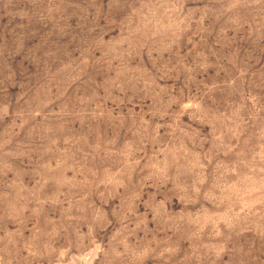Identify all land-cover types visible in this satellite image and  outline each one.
<instances>
[{
  "label": "rangeland",
  "instance_id": "1",
  "mask_svg": "<svg viewBox=\"0 0 264 264\" xmlns=\"http://www.w3.org/2000/svg\"><path fill=\"white\" fill-rule=\"evenodd\" d=\"M0 264H264V0H0Z\"/></svg>",
  "mask_w": 264,
  "mask_h": 264
}]
</instances>
